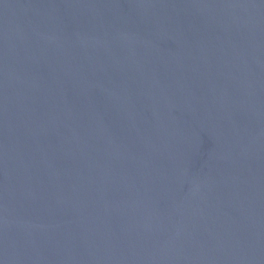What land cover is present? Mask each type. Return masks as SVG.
<instances>
[{
    "label": "water",
    "instance_id": "water-1",
    "mask_svg": "<svg viewBox=\"0 0 264 264\" xmlns=\"http://www.w3.org/2000/svg\"><path fill=\"white\" fill-rule=\"evenodd\" d=\"M0 264H264V0H0Z\"/></svg>",
    "mask_w": 264,
    "mask_h": 264
}]
</instances>
